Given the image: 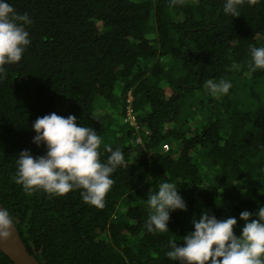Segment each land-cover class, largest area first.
<instances>
[{
    "label": "trees",
    "instance_id": "16d2710c",
    "mask_svg": "<svg viewBox=\"0 0 264 264\" xmlns=\"http://www.w3.org/2000/svg\"><path fill=\"white\" fill-rule=\"evenodd\" d=\"M8 2L32 23L0 77V204L29 252L41 264H173L169 241L180 246L203 212L236 217L239 236V214L264 206V70L248 66L264 46V0H239L237 17L223 0ZM209 79L230 81L229 93L210 95ZM53 112L97 131L101 161L123 152L103 208L79 189L29 194L14 182L22 150L45 154L31 125ZM163 180L187 211L148 232L144 201ZM0 264L14 263L0 251Z\"/></svg>",
    "mask_w": 264,
    "mask_h": 264
},
{
    "label": "clouds",
    "instance_id": "9594fccd",
    "mask_svg": "<svg viewBox=\"0 0 264 264\" xmlns=\"http://www.w3.org/2000/svg\"><path fill=\"white\" fill-rule=\"evenodd\" d=\"M222 7L225 15H239V0H223ZM31 23L27 13L19 14L8 0H0V77L6 65L21 61L31 44ZM249 55V69L264 70V46H251ZM206 86L210 95L220 97L229 93L232 84L225 79H209ZM31 129L35 133L32 143L37 147L43 145L46 152L33 156L29 150H22L15 160L14 182L29 194L43 191L63 196L79 189L86 204L103 208L106 194L115 182L113 173L125 163L123 152L108 147L110 154L106 161H101V136L89 126L78 125L71 114L64 117L53 112L37 117ZM144 202L148 208V232H169L170 214L187 211L179 188L168 180L150 190ZM239 219L243 225L237 236L233 231L236 217L217 219L208 212L201 213L192 220L193 230L180 238V246L169 241L166 257L173 264H264V206H259L255 214L242 211ZM13 223L9 211L0 207V240L11 235Z\"/></svg>",
    "mask_w": 264,
    "mask_h": 264
},
{
    "label": "water",
    "instance_id": "95a60500",
    "mask_svg": "<svg viewBox=\"0 0 264 264\" xmlns=\"http://www.w3.org/2000/svg\"><path fill=\"white\" fill-rule=\"evenodd\" d=\"M0 207H2L1 204ZM0 251L7 255L14 264H41L29 252L14 223L11 229V235L6 240H0Z\"/></svg>",
    "mask_w": 264,
    "mask_h": 264
},
{
    "label": "built area",
    "instance_id": "2783aa9c",
    "mask_svg": "<svg viewBox=\"0 0 264 264\" xmlns=\"http://www.w3.org/2000/svg\"><path fill=\"white\" fill-rule=\"evenodd\" d=\"M130 119H131L132 121H134V118H133V117H130ZM164 148H166V150H168V149H169V146L165 145Z\"/></svg>",
    "mask_w": 264,
    "mask_h": 264
},
{
    "label": "rangeland",
    "instance_id": "374dc122",
    "mask_svg": "<svg viewBox=\"0 0 264 264\" xmlns=\"http://www.w3.org/2000/svg\"><path fill=\"white\" fill-rule=\"evenodd\" d=\"M166 148L164 150H162L163 152H165Z\"/></svg>",
    "mask_w": 264,
    "mask_h": 264
},
{
    "label": "bare ground",
    "instance_id": "6f19581e",
    "mask_svg": "<svg viewBox=\"0 0 264 264\" xmlns=\"http://www.w3.org/2000/svg\"><path fill=\"white\" fill-rule=\"evenodd\" d=\"M129 118H130V117H129ZM131 123H132V122H131ZM131 123H130V124H131Z\"/></svg>",
    "mask_w": 264,
    "mask_h": 264
}]
</instances>
